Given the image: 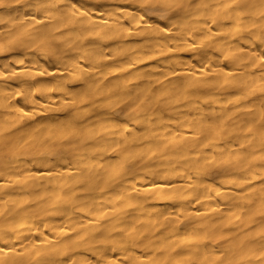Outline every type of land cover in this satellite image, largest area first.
Returning <instances> with one entry per match:
<instances>
[{"label": "bare ground", "instance_id": "obj_1", "mask_svg": "<svg viewBox=\"0 0 264 264\" xmlns=\"http://www.w3.org/2000/svg\"><path fill=\"white\" fill-rule=\"evenodd\" d=\"M0 264H264V0H0Z\"/></svg>", "mask_w": 264, "mask_h": 264}]
</instances>
